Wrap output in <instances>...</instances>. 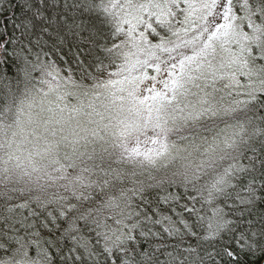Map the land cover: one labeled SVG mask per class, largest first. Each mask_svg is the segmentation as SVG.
Here are the masks:
<instances>
[{
	"label": "snow or ice",
	"instance_id": "6c2138e0",
	"mask_svg": "<svg viewBox=\"0 0 264 264\" xmlns=\"http://www.w3.org/2000/svg\"><path fill=\"white\" fill-rule=\"evenodd\" d=\"M8 7L0 264L264 259V0Z\"/></svg>",
	"mask_w": 264,
	"mask_h": 264
},
{
	"label": "trees",
	"instance_id": "16d2710c",
	"mask_svg": "<svg viewBox=\"0 0 264 264\" xmlns=\"http://www.w3.org/2000/svg\"><path fill=\"white\" fill-rule=\"evenodd\" d=\"M13 2H15V0H13ZM15 11H16V14H19L18 8ZM11 15H12V13H11V9H9V7H8V0H0V31L4 30L5 27H7L9 30L11 29V24L5 23L6 20H8V21L11 20ZM59 63L61 65V67L65 66L63 61H59ZM73 67H74V65H73ZM160 207L163 208L164 206L161 205ZM197 207H199V205H197ZM188 239H190L193 244L196 243V241L194 239H192V238H188ZM262 261H263V259L260 257H252V258H249L248 264H261Z\"/></svg>",
	"mask_w": 264,
	"mask_h": 264
},
{
	"label": "water",
	"instance_id": "95a60500",
	"mask_svg": "<svg viewBox=\"0 0 264 264\" xmlns=\"http://www.w3.org/2000/svg\"><path fill=\"white\" fill-rule=\"evenodd\" d=\"M261 264H264V259H263V261L261 262Z\"/></svg>",
	"mask_w": 264,
	"mask_h": 264
}]
</instances>
